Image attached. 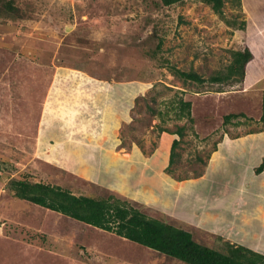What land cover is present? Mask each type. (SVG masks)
Listing matches in <instances>:
<instances>
[{
	"label": "rangeland",
	"instance_id": "obj_1",
	"mask_svg": "<svg viewBox=\"0 0 264 264\" xmlns=\"http://www.w3.org/2000/svg\"><path fill=\"white\" fill-rule=\"evenodd\" d=\"M11 1L0 0V264H186L14 198L9 181L24 177L113 194L200 243L264 255V173L258 189L241 181L247 173L223 147L264 130L260 102L241 97L240 83L184 82L167 67L205 79L225 70L230 51L247 48L240 21L264 24V0H225V18L198 0ZM176 97L190 101L193 122L152 112ZM233 112L245 116L224 124Z\"/></svg>",
	"mask_w": 264,
	"mask_h": 264
},
{
	"label": "trees",
	"instance_id": "obj_2",
	"mask_svg": "<svg viewBox=\"0 0 264 264\" xmlns=\"http://www.w3.org/2000/svg\"><path fill=\"white\" fill-rule=\"evenodd\" d=\"M184 0H160L163 5H171ZM209 5L220 17H224L225 0H198ZM235 6L240 0H232ZM11 0L6 4L11 7ZM227 23L235 24L225 19ZM245 21H240L236 28L243 29ZM231 59L225 70L216 71L208 79L195 71H183L176 66H167L171 73L184 82L193 81L201 84L205 81L218 84H233L243 80L245 65L252 58L248 48L231 50ZM221 91V90H218ZM165 111L154 110V114L166 121L168 119L186 120L193 122L191 103L182 97L172 99ZM243 113H229L224 115V124L232 123V119L244 117ZM260 120L264 122V115ZM238 126L240 121L233 123ZM169 132V129H162ZM178 138L173 139L169 162L174 163L175 151L181 138L185 134V124L177 126L172 132ZM255 173L264 171V159L254 169ZM14 198L26 200L30 203L58 212L93 227L112 232L134 243L151 248L168 257L186 264H264V255L248 246L226 241L222 248L212 247L198 242L193 234L182 227L165 222L158 218L147 216L140 209L128 204L119 197L108 194L106 197H93L84 194L76 195L58 185L31 181L28 178L11 179L8 184Z\"/></svg>",
	"mask_w": 264,
	"mask_h": 264
},
{
	"label": "crops",
	"instance_id": "obj_3",
	"mask_svg": "<svg viewBox=\"0 0 264 264\" xmlns=\"http://www.w3.org/2000/svg\"><path fill=\"white\" fill-rule=\"evenodd\" d=\"M247 12L248 11H246V14L249 17L250 14ZM251 14H252V12H251ZM246 20H247V24H246V27L244 29L245 38H246L245 45L251 51L252 58L246 63L243 80L239 83L241 84L242 92L244 93L241 97L246 95L248 101H251V99H253V100L255 99V101L260 102V111L258 112L257 117H255V118H259L260 116L264 115V63L261 64V61L262 60L264 61V24L262 22L260 23V21L254 22V21H252V19L250 20V17L247 18ZM250 33H252L256 37L255 40L258 43H260V45H263V49L258 50L257 45L251 43ZM258 55H260L262 57L260 59V61L256 63L257 65L250 67L251 63L258 57ZM104 83L105 82H103V85H107ZM247 116H250V115H247ZM240 140L245 142L246 145L243 146L240 141H239V145H238V143L236 141H230L229 140L224 144V146H223L225 148L224 150H225V152H229L232 150L231 151L232 156L228 157V158L232 157L231 158L232 164H230L231 168L233 170L234 169L235 170H241V169H239L241 166L243 168V172L247 173V177L245 179H240V180L241 181L242 180H247V181L251 180L254 184L256 183V187H257L256 189H258L259 188L258 184H259V181L261 180V177H262L261 174H262V172L264 173V171H262L258 175H254L253 172L250 171V168L252 167L251 165H255V164L259 165V163L261 162V161H259L260 160L259 158L261 157V153H260L259 158H254V159H253L252 154H253V151L256 152L258 150L261 152H264L263 151V148H264V130L262 132H258V133H252L251 132V133L247 134L245 137H242ZM258 144H260V145H258ZM52 146L54 147L55 144H52ZM65 151H68V150L66 149ZM233 151L235 153H232ZM239 156H240V159L246 160L245 164H239V163L235 162L237 160H240ZM262 156H263V153H262ZM251 181H249L250 184H251Z\"/></svg>",
	"mask_w": 264,
	"mask_h": 264
}]
</instances>
